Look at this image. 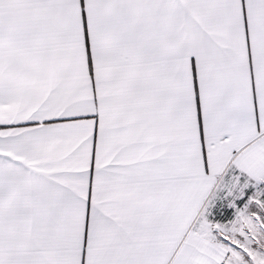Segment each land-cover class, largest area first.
I'll return each instance as SVG.
<instances>
[{
  "label": "snow or ice",
  "instance_id": "obj_1",
  "mask_svg": "<svg viewBox=\"0 0 264 264\" xmlns=\"http://www.w3.org/2000/svg\"><path fill=\"white\" fill-rule=\"evenodd\" d=\"M0 264H264V0H0Z\"/></svg>",
  "mask_w": 264,
  "mask_h": 264
}]
</instances>
